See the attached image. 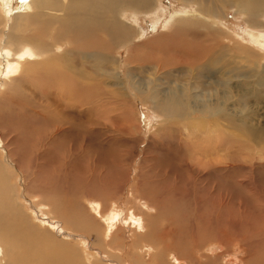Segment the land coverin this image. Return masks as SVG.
<instances>
[{
  "label": "rangeland",
  "instance_id": "1",
  "mask_svg": "<svg viewBox=\"0 0 264 264\" xmlns=\"http://www.w3.org/2000/svg\"><path fill=\"white\" fill-rule=\"evenodd\" d=\"M27 2L3 5L1 45L13 35L7 15ZM151 2L140 13L127 6L128 38L109 42L104 60L71 52L76 33L61 34L53 20L29 27L61 40L54 71L31 63L0 82V188L52 242L33 262L53 254L66 264H264V43L251 34L264 35V14L239 12L235 0ZM199 5L214 28H163L171 13ZM93 19L109 21L107 9ZM203 49L212 64H201ZM170 93L180 107L164 100ZM190 100L205 110H190ZM115 209L108 236L104 218ZM26 244L4 245L15 249L9 259L26 261ZM146 244L152 256L137 250Z\"/></svg>",
  "mask_w": 264,
  "mask_h": 264
},
{
  "label": "bare ground",
  "instance_id": "2",
  "mask_svg": "<svg viewBox=\"0 0 264 264\" xmlns=\"http://www.w3.org/2000/svg\"><path fill=\"white\" fill-rule=\"evenodd\" d=\"M197 1L199 2L206 0H197ZM10 3L11 0H0V19H2L3 5L7 6ZM80 3H82V6L78 5ZM129 5H132L131 6L132 8H130V10L132 9V11L137 13H140L138 11H140L143 8V6H149L147 8H143L146 11H151L155 9L154 6H152L153 3L151 2V0H85V1L28 0V2L23 7L24 8L23 11L19 10L17 13L14 12V13H9L7 15V18L11 20L9 24V28L10 31L13 33V35H11L10 32L8 33L7 39H5V42L3 44L4 46L1 45L2 43L0 40V78H1L0 82L3 81L2 82L3 84L1 85L5 86L9 82V80L16 79V77L11 76L13 78H10L8 80L7 79L8 77H6L5 75L6 70L11 71L12 73L15 67H16L15 69L20 67V70L18 71L24 73V70H26L25 68L28 64L32 63L31 64L32 68L36 66L35 64H38L40 67L43 68L44 71H42V75L45 74V76L47 74H52V72L54 71L53 68H50L48 66L52 65L53 62L56 64V60L59 58L57 56L59 55H57V53H55L53 49L54 47L57 46V44L61 43V40L59 38H54V34H53L50 38V43H47L44 41V36L41 35L42 32L36 30L31 31L29 27L33 29V27L37 26L40 29H44V28L47 29L49 28V25H51L50 21L53 20L52 23L59 26V29L61 30L60 33L61 32H69L68 34L76 33L77 37L75 38L74 46L72 47L71 52L74 51L75 55H77L78 57H83L84 55L85 56L88 55V53L90 52L94 54L93 51H99L98 54H95L97 56L95 58H97V60H104L108 56V49L110 47V45H108L109 42L112 45L115 41H125L128 38V35L130 33L128 30L129 27L127 26L128 24L122 22L121 17H123L125 11L127 10L126 8ZM235 6H237L239 12H243L244 14L247 13L253 17H258L264 14V0H238V1L235 0ZM199 7L200 8L185 9L182 11H176L175 13H171L169 21L166 22L163 28L167 27L172 20L173 21L175 20V24H181L187 28H189L188 26L189 22L196 26L200 24H204L210 28H214V25L217 22L214 19L215 17L214 14L213 13L210 14L209 12L210 8L208 7L209 10L206 9L205 12L201 9L203 8L201 5H199ZM104 8H106L108 11L109 21L105 22L104 20L101 21L94 20L93 17L100 15L101 11ZM46 16L49 18L47 19L42 18ZM84 17L86 19H83ZM130 27L132 28V31H134V29L136 30V27H132V26ZM16 31L21 33V37L15 36L18 34L14 35ZM100 31L105 32L103 33L105 37L104 39L98 35L99 34L98 32ZM23 33H25L26 35H23ZM136 33H138V29L136 30ZM251 34L255 36V38H257L258 41L256 42L261 41L264 43V35H262L263 33L260 34L255 30H253L251 31ZM67 43H68L67 41L62 42V44H64L65 46L64 51L65 50L67 51L66 49ZM213 48H214L213 45L207 47L208 50L215 51ZM202 52L203 54L200 55V61L203 62L200 63L212 64V59L207 56L206 51L203 49ZM33 59L35 60L37 59V60L34 61ZM191 59H192V55L189 58V60ZM66 67L67 65L63 66L62 70L66 71L67 70L65 69ZM69 70L70 72L72 71L71 68ZM168 99L169 101L167 104L171 103L174 106L177 105V107H180L182 104L181 102L182 97L176 95L175 93H170L166 95L164 100H168ZM190 104L191 106L194 107V108L191 107L190 110H205L204 106H202L199 103L194 104L190 100ZM172 114H175V112L172 111ZM7 166H10L13 169L15 168V166L11 164L4 165L5 168ZM0 180L2 181L3 178ZM12 204H13L12 201L8 200L5 191H2L0 188V234L3 233L6 239L5 242V240L0 235V244L2 245V247L0 245V264L2 263L16 264V262L17 264H20V262L21 264H29L32 254L35 253V251H37L38 246L43 248H49L52 245L51 238H49L46 232L44 233L34 232L35 228H33V226L31 225H30L31 228L29 229V227L27 226L28 223L30 224V222L29 220H27L26 218L27 216L23 213V211H21L17 207V205L14 204L12 205ZM47 214L49 215L51 214V216L54 215L51 213L50 210L47 211ZM119 214L120 213H118V210L115 209L110 213V215H107V218H104L106 219L105 232L108 234V236L115 227L117 221H119L120 219ZM132 217H133L132 218L133 224H135L136 227L141 228L142 227L141 220H138V217H134V216ZM39 219L41 221H44L45 223H48V225H50V227L53 228L52 225H54V222L47 220V218H41V216ZM21 226H23L26 230H22ZM16 231L26 232V233L23 236L7 237L9 233H18ZM56 233L57 234L60 233L65 237H71V236L74 237V235L66 234L63 230L62 231L56 230ZM21 239L25 244L26 243L28 244V245L26 244L27 247L28 246L31 247V252L29 251L28 254L29 257L26 259V261L21 259V257H19L20 255L19 256L14 255L16 258H14L13 256L14 259L13 258L9 259V256L13 255L11 251L15 253V249L14 247L8 249L7 246L4 245H6L7 243L10 244V242L12 243V241L20 242L22 241ZM80 240L82 241L83 239ZM60 250L61 252L63 251L62 249ZM137 250L139 251L140 254H141V250H144L147 254H150L152 256L151 251L153 250V246L146 244V245H142L140 250L139 249ZM52 256L54 255L53 254L48 255L46 259L45 258L43 259V257L40 254H37L35 258L36 260L34 262L41 264H66L68 263L67 261H69L66 260V258L52 257ZM79 261L81 262V260ZM34 262L31 260V264H34ZM176 264H184V263L179 262Z\"/></svg>",
  "mask_w": 264,
  "mask_h": 264
}]
</instances>
